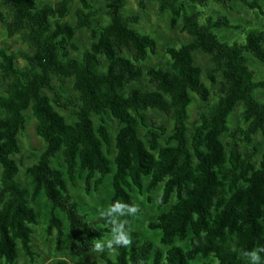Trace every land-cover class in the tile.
<instances>
[{
	"label": "trees",
	"instance_id": "trees-1",
	"mask_svg": "<svg viewBox=\"0 0 264 264\" xmlns=\"http://www.w3.org/2000/svg\"><path fill=\"white\" fill-rule=\"evenodd\" d=\"M75 1L80 8L71 24L67 19ZM151 4L170 15L171 30L192 39L167 49L168 68L146 69L159 54V43L136 28L141 17L124 11L125 0H110L109 22L96 26L99 11L91 0L54 5L0 0L5 38L25 34L29 50L10 52L0 35V260L5 264H16L21 251L35 263L40 220L33 205L42 197L51 209L46 232L55 237L59 252L67 241L72 255L84 256L94 252L98 240L108 239L112 228L91 217L72 195L68 179L76 177L84 180L88 195L112 177V203L134 207L127 213L132 217L142 215L133 192L145 196L162 190L159 204L165 210L147 223L148 231L161 235L162 248L132 236L114 252H101L102 264H251L246 253L264 247V148L261 152L258 145L259 137L264 142V100L256 97L264 91V78L250 66V59L264 63V29H245L202 11L212 4L226 10L243 4L264 17V0H138L142 11ZM84 29L92 31L93 42L77 57L76 39ZM220 30L242 31L245 39L222 41L215 32ZM199 53L210 61L206 72ZM146 76L154 89L138 87ZM205 77L221 84L214 102ZM55 80H72L74 94L64 98ZM193 95L206 108L190 136ZM238 106L241 123L232 128ZM57 109L74 110L76 121L68 123ZM28 111L46 144L26 171L30 187L20 180L22 166L15 158ZM162 116L172 120L171 128ZM107 118L119 125L114 141ZM166 137L169 144L161 146ZM59 157L66 171L53 166Z\"/></svg>",
	"mask_w": 264,
	"mask_h": 264
},
{
	"label": "rangeland",
	"instance_id": "rangeland-1",
	"mask_svg": "<svg viewBox=\"0 0 264 264\" xmlns=\"http://www.w3.org/2000/svg\"><path fill=\"white\" fill-rule=\"evenodd\" d=\"M59 0H38L41 4L50 3L52 5L56 4ZM110 0H91L93 6L99 11L98 16L94 19V26L96 25H106L109 20L106 15L107 5ZM80 8L78 1H75L72 7V13L68 17L67 21L71 24L77 22L76 11ZM124 11L128 14H138L141 17V21L136 28L139 31L150 34L154 36L159 43V54L156 57H151L150 60L146 63L145 67L148 69L151 66L156 67H165L170 66V59L167 54V49L169 47H180L191 42V37L186 33H181L179 30H171L170 15L168 13L160 14L157 8V5L151 4L146 11H142L138 7V0H125ZM204 17L207 16H225L227 17L232 24L239 25L245 29H264V17L257 13L249 11L243 4H234L231 10H226L222 6L217 4H212L208 9L202 10ZM219 35L222 41L235 42L243 41L245 39V34L242 31L235 30H220L215 31ZM0 35H2L4 45L9 49L10 52H29L27 46L24 44L23 39L26 35L17 36L13 39H6L4 36L3 27L0 25ZM77 45L80 47V51L73 53L74 56L80 57L85 49H88L92 42V31L89 29H84L79 32L76 39ZM198 64L205 70V72L210 67V61L207 56L204 54H197ZM20 67L25 66V61L20 59L18 61ZM250 66L256 70L257 78H264V63L258 62L256 60L250 59ZM221 79L219 78V82ZM204 82L212 91L211 101L216 100L214 90H217L221 86L212 85L207 78H204ZM55 86L61 91L64 98H68L74 94L73 91V81L66 80L62 84L55 80ZM138 87L144 89H154V85L149 82L148 77L145 79ZM4 90V84L0 80V93ZM256 97L264 100V91H258ZM206 105L203 104L196 95H193V104L190 108V119L188 123L189 135L192 136L194 133L198 122L199 114L204 111ZM67 120L68 123H74L76 117L74 115V110L70 109L69 111H64L57 109ZM242 107L238 106L237 110L231 116V127L234 128L241 123L240 121V112ZM27 117V129L20 136V147L21 153L15 158L21 163V181L25 182L26 186L30 187V183L26 178V171L31 166L35 165L41 154L46 148V144L41 138L38 137L36 133L37 121L34 118L32 111L26 112ZM162 120L166 122L169 128L172 127V120L168 117L162 116ZM95 124L98 126L99 120L94 118ZM109 130L112 136L113 141L119 131V125L116 120L113 118H107ZM170 135V132H169ZM141 138L144 140L147 146H149V139L146 137L145 133L141 132ZM226 139H224L225 141ZM169 144L167 137L161 141V146H167ZM258 145L261 149V152L264 148V142L262 137L258 138ZM113 158V156L111 157ZM261 159V155L257 158V162ZM62 158L53 161V166L65 170V167L62 165ZM68 178V177H67ZM69 187L74 198L81 204L83 210L90 214L91 217L96 218L98 221L108 224L111 228L113 227L111 223V218L104 215L105 212L113 205L112 199L114 195V190L112 187V177H108L104 180L102 185L95 189L91 195L87 194L86 186L84 180H80L79 177H76L75 182L68 179ZM162 196V190L157 189L152 193H148L145 196H140L136 191L132 193V197L137 204L138 208L142 211V215L139 217L129 216L126 212L125 215L117 214V222L124 225L125 233L128 239H131L132 236L146 237L153 240L159 248H162L160 243L161 235L159 233H153L148 231L147 223L151 220H154L162 211L165 209L160 208V198ZM151 199V200H150ZM122 204V203H121ZM38 214L40 224L38 227H35L34 235V251L36 253V261L34 264H59V262H67L68 264H94L99 262L102 264L100 255L101 252H92L84 256H74L69 251V246L67 241L64 243V248L62 252L57 250V243L55 237H48L46 232L47 224L50 220V205L48 201L42 197L36 204L33 205ZM126 211V210H125ZM111 235L107 238L109 239ZM107 240V239H106ZM110 252L116 250L115 246L111 249L105 248ZM0 264H5L4 261L0 260ZM16 264H33L29 258L25 257L21 251L19 261ZM251 264L253 262L251 261ZM259 264H264V258H261Z\"/></svg>",
	"mask_w": 264,
	"mask_h": 264
},
{
	"label": "clouds",
	"instance_id": "clouds-1",
	"mask_svg": "<svg viewBox=\"0 0 264 264\" xmlns=\"http://www.w3.org/2000/svg\"><path fill=\"white\" fill-rule=\"evenodd\" d=\"M128 214L134 213L136 209L134 207H130L128 205L121 204L120 202H116L110 208L107 210V212L104 213L107 217L111 218V223L113 225L111 230V236L107 240H98L94 244V251L96 252H103L105 248L111 249L114 246H121V245H127L130 243V240L128 239L125 230L124 225L122 223L117 222V214L122 216L126 214V211ZM264 252V247L258 248L256 250H253L252 252L246 253L253 262V264H259L261 260L260 253Z\"/></svg>",
	"mask_w": 264,
	"mask_h": 264
}]
</instances>
